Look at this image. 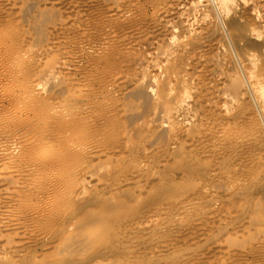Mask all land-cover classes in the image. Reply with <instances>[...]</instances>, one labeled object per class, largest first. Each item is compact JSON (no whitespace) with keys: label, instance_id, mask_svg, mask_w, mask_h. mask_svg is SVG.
Instances as JSON below:
<instances>
[{"label":"rangeland","instance_id":"1","mask_svg":"<svg viewBox=\"0 0 264 264\" xmlns=\"http://www.w3.org/2000/svg\"><path fill=\"white\" fill-rule=\"evenodd\" d=\"M0 264H264V0H0Z\"/></svg>","mask_w":264,"mask_h":264},{"label":"bare ground","instance_id":"2","mask_svg":"<svg viewBox=\"0 0 264 264\" xmlns=\"http://www.w3.org/2000/svg\"><path fill=\"white\" fill-rule=\"evenodd\" d=\"M82 133L77 134V137H80ZM10 153V152H9Z\"/></svg>","mask_w":264,"mask_h":264}]
</instances>
